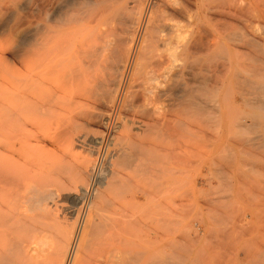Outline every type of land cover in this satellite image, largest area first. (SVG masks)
I'll return each mask as SVG.
<instances>
[{
    "label": "bare ground",
    "instance_id": "obj_1",
    "mask_svg": "<svg viewBox=\"0 0 264 264\" xmlns=\"http://www.w3.org/2000/svg\"><path fill=\"white\" fill-rule=\"evenodd\" d=\"M29 1L31 0H14V6H12L11 9L14 10V13L16 15H14L12 18V23H13L12 28L3 30L0 27L1 33L9 31L11 33H14L13 35L15 36V38L18 39V43L15 47L10 46L4 48L3 50H0L3 56L9 55L8 58L9 60L6 57H4L3 60L5 62L19 60L22 65V69L20 71V74L22 76L20 82L22 81V85L20 86L19 84V87H17V84L15 86L14 83L11 82L12 85H10L8 82L12 99L6 105L0 104V264H168L167 261L169 260L167 258V253L169 249L168 247L169 242L165 228L166 230H168L167 227L170 221H167L168 223L167 227H165L166 226L165 224H166V218L172 216L171 215L172 213L170 214V216L167 215V213L168 212L170 213L171 211L165 210L164 206H163L164 209L163 207L159 206L161 207L160 208L161 210L163 209L162 211H167L166 212L167 217H164L163 213L160 212L161 210L158 209L159 207L157 208L158 210L155 209V211L152 212L151 210L148 211V208L145 209L144 204L148 200L151 201L152 197H154L155 195L158 196V194L161 193L160 191H162V190L155 191L154 189H156V185L153 187V185L157 183L156 180H158L157 174L159 170L162 171V174L159 175V180L160 178H162L160 176H163V178L165 176L163 175V173L165 174L166 172L163 171H167L169 174H171V176H174L173 174L176 175L178 171H176L177 173L176 172L172 173L171 169L173 167L172 168L170 167L171 164L177 165V167L180 165L186 166L185 164L188 165V163H190V159L193 160L192 154L194 155V151L196 152L195 154L198 153L197 155H199V152L201 151L202 148L203 151H201L200 154H202V152L204 153V155L209 153V151L204 149L205 148L204 145L203 146L194 145L195 147L199 146V148L202 146L201 149L197 147V150L196 149L191 150L192 148H188L186 144H188L189 142L188 143L186 142V144H184L185 146H183L182 112H184V110L187 109L188 111L190 110L191 113L195 112L196 115L201 114L202 116L203 114L206 115V113H202L204 110H206V112H210L212 115L211 114L208 115L213 116L214 118L213 120H216L213 125H215L216 127V122H217L216 128L222 127L221 129L222 132H224L225 129L226 130L228 129L227 133L229 131L231 135L229 133L228 134L236 139V141H234L232 139L228 140L225 138L226 141L219 142L221 143L220 148H222L220 150H223L224 155H228V157H231L233 160H235V157L238 154H246L247 157L249 154H251L249 153L250 151L249 149L255 147L254 145L255 143L251 144V142L253 141L251 140L252 138L258 136L256 137V140L258 138L259 142L260 140L264 139L263 138L264 127L262 126L264 122H261V120H263L262 117L264 116V0H260V1L248 0L246 3L247 8L246 6L244 7V9L247 10L244 9L233 10L230 8L231 11L229 13H225L229 16L228 19L229 18L232 19V21L230 20L231 23L234 21V24L232 23V27H231L228 25L229 23H225V25L227 24V26L231 28L227 27V30L230 29V31L226 34H224L225 32L221 31L223 34L221 35L220 38L221 40L225 38L226 40L230 41V44L231 46H233V49L231 51L232 55L228 54L227 48L225 49L224 43L220 41L219 43L221 49L219 47L218 48L221 50V52H223L222 46L224 45L223 50L224 51L226 50L225 54L227 53V55L224 54L226 58L223 59L220 58L222 54H220V57H218L219 49L217 50L218 56L215 55L214 57V53H215L214 51L212 53L213 55L210 53L212 51L210 50L211 47H214L213 50L217 49L216 46L211 45V41L213 39L211 34H209V36L211 35L210 37L211 41L209 43L211 47L207 46L210 49H208V52L206 51L207 48L204 46V43L206 41H209L210 39L206 40L205 37L206 41L202 42L200 37L196 38L195 35L199 36L200 33L206 32V31L203 32V30L202 29L200 30L199 27L197 26L196 28L190 30V34L187 33L188 37L190 36L191 39L189 41L182 42V39L187 37L182 32L183 30L182 16L184 15L183 17L185 18V15H187L186 18L189 17L193 19V21L196 22L194 23V26L198 25L197 22L199 23L204 22V24L205 23L211 24V21L215 19L213 10L217 8L216 6H214L215 3L218 2L217 0H34L36 4L35 6L36 10H30L31 6L29 5ZM34 2L32 3L33 4L32 8L34 7ZM10 5H12L11 2ZM4 6L6 7L5 4ZM237 6L238 5L236 4V7ZM218 9H220V7ZM223 17L225 18V16ZM226 19L224 22L227 21ZM219 20H221V18ZM189 21L190 20H188V22ZM234 25H236V27H234ZM187 27L191 28L189 26ZM216 27L215 24H213L212 28H216ZM218 27L221 28L222 23L221 26L219 25ZM217 28L214 30L218 31L219 29ZM222 28H223L222 30L225 31L226 28L224 26ZM211 31H213V29ZM219 32L220 31H218V33ZM207 33L208 32H206V34ZM202 35L204 36V34ZM218 36L215 37L217 38V40L219 39ZM215 44L218 46V42L214 41V45ZM67 45H70L71 47V50H69L71 51V58L69 59H71L72 62L71 75H72V82L74 86L77 87V90L79 89L78 86L80 85L81 82L84 85L89 84L88 77L90 75L91 70H94V72H92L94 74L97 71L98 72L100 71L101 74L102 73L104 74L103 82L101 84V89H100L101 94L99 95L97 101L101 103L100 108H103L104 109L103 111H105V113H101V112L98 113L96 116L97 119L96 122L101 127L103 126L105 131L102 133V135L100 134L101 136H99V138H95L93 136L87 137L85 135H80L78 137H75L74 143H77L80 146L86 142L96 145L104 144L106 149H105V154L102 153L105 156L103 158L101 156L100 158L102 159L99 161H95L94 164L92 165L88 175L89 177H88L87 185L84 188H80V189L78 188L79 190L76 191L77 192L76 194L74 192V194L71 193V195L69 196L70 204H72L73 206L78 205L80 207L79 210L81 211L82 217L81 219H79L78 227L74 226L71 227V229L69 230L61 229L60 232L53 234L52 228L48 223V221L46 220V219L51 220L49 216L50 214L48 215L47 214L48 211H46L48 210L47 207L39 208L37 206V208L31 207L29 209H24L21 208L19 204L17 205L21 192L23 191V189L26 191L27 188L26 186L32 183L33 179L35 178V175H31L30 173L27 174L28 176L17 175V174H19V171L24 169L25 166L22 164L20 160V155H21L20 152L21 150H23L22 148L24 149L43 148L44 146V144H41L42 143L41 139L38 136L37 124L29 120L31 116L34 115L36 116L40 114L39 112L40 109H36L33 106H31V99H34L32 94L36 95V93L40 90L43 77L45 76L49 77L50 75L54 76V74L52 73L57 69L58 65L62 61L59 59H58L59 61L56 60L57 53L65 49ZM202 46H204V48ZM200 47L204 49L205 52L201 50ZM200 50L203 51L204 53L207 52L208 55L211 54V56H213L214 60L211 57H210L211 60L210 59L208 60V62L211 61V63L213 62V64L207 62L208 65L210 64V67L213 66V68H211L212 70L215 69L216 72L221 73L220 75H224L227 77L229 76L233 80L234 84L241 88L239 89L240 90L239 92L233 93L231 96L228 95L225 96V99L229 97L228 103L226 104L227 107L225 109V112L221 111L220 108H216L213 105L215 98H216L215 101H217L218 98V95L217 96L215 95L216 92L213 93L214 95L210 94L212 97H215L214 99H212V97L209 98L207 97L208 93L210 92L209 91L210 88L211 89L214 88L213 91L218 89L217 87L214 86L217 85L218 83L217 80L219 77L218 76L219 74L216 73L217 82H215L214 77L211 76V78H213L216 85L213 82L209 83L211 81V78H209L210 74L213 75L215 72L211 71V73H209L208 71H205L206 69L209 68L208 66H206V69L204 66L201 72L205 71L207 72L206 74L209 73L208 74L209 76H204L205 72H203L202 74L200 73V75L201 76L203 75L204 78L202 80L199 79L200 80L199 81L197 78L201 76H199L198 75L199 73H197L196 71L197 68L199 69V67H197L195 69L196 71L195 73H193L194 69H191V71L193 74L192 76L193 77L195 76L194 78L197 79L196 81H198V82L196 81L194 82L198 84L197 85L195 83L193 84L192 81L189 84V86H191V89L188 88L189 86L187 87L184 84L185 81L182 79L183 78L182 68L184 67L183 65H185L186 63L185 61H188V58H186L184 54H187L188 57V55L198 54ZM204 53H200V55L203 54V57L208 56V55L204 56ZM239 54H243L241 56L244 57L239 58L238 57ZM69 55L70 54H68V56ZM182 55H184L187 60L183 59L182 61V58L184 57ZM197 56L195 57V60L193 56V60H190V62L191 61L196 62L198 60L196 64L201 63V61H199L200 58ZM201 59L204 61V58L201 57ZM182 62L185 63L182 64ZM196 64L195 66H193L190 65L189 63V65L194 68L199 65ZM201 67H203V65ZM66 69L67 68L65 67V70ZM198 71L200 72V70ZM62 73L64 75V72ZM195 74L198 75L199 77L196 78ZM185 76L187 77L186 79L188 80L189 79L194 80V78L190 76L192 78L191 79L188 76V72L187 74H185ZM206 77H208V80L210 79L209 82L207 79H205ZM12 78H14V76L11 77V79ZM11 79L10 81H14ZM8 80L9 79H7V81ZM182 80L184 81L183 84H182L183 82ZM220 80L221 79H219V82ZM211 84H213V86ZM38 85L40 87H37ZM193 85L198 86V87L195 86L194 87L198 88L199 90H195L194 88H192ZM35 86L36 88H39V90L38 91L36 90L37 91L36 93H32L35 92L34 91L35 89L33 90ZM228 86L230 87V83L228 84ZM228 86L226 89L227 91H229ZM226 90L225 92H227ZM84 91H85L84 95H87L86 88H84ZM222 94L223 93H221L220 95ZM86 97H88V95ZM17 98L22 101L23 105L18 106V102L20 101L16 103L15 99ZM210 98L213 100L212 103L209 102L208 100ZM73 99L75 98L73 97ZM221 99L223 100V98ZM219 100L220 98L218 99V101ZM216 104H218V102ZM224 104L225 103H223V105ZM220 105L222 106V104ZM182 106L185 108L184 110H182L183 109ZM242 108L250 109L251 113H249L250 110L249 112L247 110L248 114H241V113L238 114V112L241 111ZM187 110L183 114H186ZM234 113H236L235 116L233 115ZM201 115L199 116L202 117ZM207 116L205 117L203 116V117L206 118ZM200 117H197V120ZM204 118L203 119L201 118L203 120L202 122H204ZM208 120L205 119L206 124ZM210 120H212V117L210 118ZM126 123H129L130 127L132 125L135 126V128L138 127L141 131L135 133L131 131V129H125L123 133L120 132L118 133L119 127L123 126L124 128V126H126ZM209 124L211 125V122H209ZM213 125L211 126L213 127ZM211 126H209L210 128L209 127L207 128H209V130L214 129V127L212 128ZM216 128L214 129L215 133H216ZM76 130L77 129H75V131ZM214 130L211 131V133L214 132ZM249 130H251V134L253 133L254 135L256 134V132L257 133H259V131L260 133L262 132L263 136L260 135L262 136V138H259V134L255 135L254 137L252 135L251 138L250 137L251 134L248 133L250 132ZM217 131L219 132V129H217ZM246 131L248 134L246 133ZM236 132L242 134V136L245 133V135L243 136L244 138L240 137L238 134H236ZM56 133H58V131ZM185 133L188 132L186 131ZM204 133L209 135L206 132ZM233 133H235L236 135ZM197 135H191V137L195 136L194 139L189 138L187 135L186 136L188 137L189 140H192L193 142V140H195ZM229 135L227 136L229 137ZM201 136H204V134H202ZM201 136L199 138H201ZM219 136L220 134L218 135V137ZM245 136L247 137L249 136L250 140L249 137L247 139L245 138ZM166 137L170 139V142L166 143L167 145H164L162 141L165 140ZM171 138L173 139L171 140ZM116 139L118 140L121 139L122 141H125L126 144L116 146L114 143ZM143 139H145L146 141L150 140V142L144 143ZM196 139L198 140V138ZM205 139L208 141L212 140V139L210 140L209 137L208 139L207 138ZM50 141L52 142V140ZM199 141L201 140H198L197 142ZM192 142L190 141V143ZM200 143H202V141ZM261 144H258V147H260ZM41 145L43 146L41 147ZM189 146H192L194 148L193 145H189ZM182 147L184 148L187 147V149L186 148H185L186 150L183 149L182 152ZM258 147L256 145V150H258ZM188 149H190L191 152L192 151L193 152L191 153L190 150ZM220 150H218V152ZM210 154H212L211 151ZM210 154L208 155L211 156ZM219 154L223 156L222 152H219ZM219 154L215 153L216 155L215 157L220 158ZM55 155L56 154H54V156ZM204 155L203 154L199 155V157L195 155L197 158L195 156L193 158L194 160H197L198 158H200V156H204ZM251 156H249V158ZM254 156H256V154H254ZM223 157L221 159L222 160L221 163L225 161ZM228 157L226 158L230 160V162H232L233 160L231 161V158L229 159ZM53 158L51 156V159ZM203 158L204 157H201L200 160L202 159L204 161L205 158L204 159ZM251 158L249 160H251ZM257 159L258 157L255 158L256 161ZM260 159L261 158H259V160ZM246 162H247V158H246ZM208 164L209 165L207 166L205 164V167L203 168H206L207 170L211 171V174H213L215 165L217 166V164H214V162L211 161ZM252 165H250L251 168ZM129 166L134 167V169L130 168V171L136 170L137 174L139 173L140 175H142L143 181L141 183L139 181V178H141L139 177L140 175L138 174L139 176L138 175L135 176L134 174L136 173L135 172L132 173L133 176L137 178L136 180H138L137 185L135 184L136 192L135 191L134 192L137 194L138 199L143 200L141 201L142 203L140 202L141 204H137V207L134 209H136V211L138 210L137 213H140L139 212L141 210L140 207H142L144 211L142 210L141 212L144 213H140L141 215H139L143 217L141 221L143 223H140V221L137 220L136 218L138 216L137 213L128 214L126 213L128 210L124 209V211L126 212L122 211V214L124 213L123 217H125V219L128 218V220L124 222L125 228L123 229L122 226L123 220L121 219V217H119L120 218L119 219L116 217L118 214L115 213L116 214L115 216L111 214L113 213L112 211L111 212L109 211L110 212L109 213L107 210H105L106 209L105 206L108 201L105 203L106 200L104 197L105 195H103V193L102 194L100 193V189L102 186L106 185L107 187H109L111 185V183L109 185V181L107 180L109 176H111L112 178L115 177L120 178L121 169L127 168ZM248 166L249 165L246 166V170L248 171L249 169L248 172H250L251 168H249ZM234 167L236 168L238 167V165L237 166L235 165ZM244 167L245 166H243L242 168ZM218 168L219 170H217ZM218 168L215 169V171L217 170L216 171L217 173L220 170L221 171L223 170L220 169V167ZM32 169L34 170V168ZM178 169L180 173H178L177 175L179 174L182 175L181 174L182 169L181 168ZM238 169H241V166L240 168L238 167L237 170ZM237 170L235 169V171ZM225 171L226 169H224V172ZM238 172L239 173L243 172V174L246 173L243 170L242 171L238 170L237 174H239ZM217 173L214 174L216 176L214 178L218 179V177H220V180L222 179L221 177L225 175L222 172H220V174L221 173L223 174V175L221 174L222 176L219 173L218 174ZM167 174L166 176L168 178V176L170 175ZM171 176L168 179H172V181H174L173 180L174 177L171 178ZM241 176L243 178L242 174ZM134 177L133 178L131 177L132 180L133 179L135 180ZM152 177L153 180L156 178L155 181L152 180ZM128 178L130 177L127 176V178L125 179L128 180ZM167 178L164 179V181H167ZM56 179H58V177ZM174 179H176V177ZM248 179L249 178L247 177L246 180ZM50 180H52V178ZM127 180H126V184L129 186V184L127 183L129 182V180L128 181ZM232 180H229L227 182L231 183ZM106 181H108V183H106ZM172 181L170 180L171 182L170 188H166L165 184H164L165 187L163 186L164 190L165 191L167 190L168 193L170 192L168 191L169 189L170 190L175 189V187L174 189H172L173 187L171 186H174L177 181L175 182ZM237 181H239V183L238 182L236 183L237 185L242 184V181L241 182L240 180ZM220 182H222V180ZM112 183L113 185L115 184V186L118 185L117 184L118 181L117 183L116 181L115 182L113 181ZM224 183L226 184V181H224ZM120 184L121 183H119V185ZM162 185L160 181L159 189H161ZM177 185L175 186L177 187ZM118 186L115 187L117 190H118L117 188ZM120 186L119 188L122 189L123 187L121 186L122 187L121 188ZM112 188L113 186L109 188L110 189L109 192L113 189L115 190V188L113 189ZM152 188L154 189L150 190ZM246 188H248L247 190H249L252 193L251 190L252 188L251 189L249 187ZM260 188H264V187H260ZM151 191L154 193H151ZM99 193L101 195L96 199ZM152 194L155 195L152 196ZM27 196L30 195L27 194ZM49 196H51L50 197L51 199L53 198V195H49ZM255 196L256 195H254V197ZM47 199L50 200L49 197H47ZM47 199L45 200L44 198L46 202L48 201ZM55 200L56 199H54L53 201ZM150 201L148 202V204L150 203ZM25 202L27 203V201ZM216 202H218L219 204L218 205L217 203H215L218 205V207L222 205L219 201ZM49 203L53 204L55 202L50 201ZM222 203L224 204L222 208H226L228 203L226 205L224 202ZM210 204H212L213 206L214 203L211 202ZM246 204L248 205V203ZM54 205L58 206L57 204ZM230 205L227 206L228 209L231 206H233ZM107 206L109 205L107 204ZM110 206L109 208L111 209L112 207ZM212 206L210 205L211 207L210 209H212ZM102 207L104 208L106 213L108 212L112 216H115L117 219H119L121 222L117 221V219L114 220V222L116 223L120 222L121 225L118 226L119 225L118 224L117 226L114 227L113 226L114 224L113 225L111 224L114 227L112 229V227L111 228L109 227L110 224L108 223L109 222L108 219L106 222V224L108 223L107 224L108 226L101 224V222L98 220V213L100 210L104 212V210L101 209ZM234 207L237 208L236 205L233 206L230 210L232 212L228 211V209L226 211L232 213L233 215ZM236 208L235 210L237 211ZM62 209H64V207H62ZM210 209L209 211H211ZM213 209H215V206L213 207ZM120 210H123V208ZM51 212L52 210L49 213ZM102 212L100 211V213ZM178 212L175 213L178 214ZM214 212L216 211L214 210ZM220 212L218 215L219 216L222 215L221 217H224L225 213L222 212L223 214H220ZM239 212L241 213V211H238V213ZM106 213L105 215L109 216ZM77 214L79 215V212H77ZM176 214L174 215L177 216ZM235 214L236 212H234V216H232L231 214L229 215L230 217L232 216L233 218L226 216L227 214L225 216L227 219L229 220L233 219L234 221ZM218 215L216 214V216L218 217L216 219H218L219 221L216 222L221 224L223 222L220 221H223L224 218L223 219L221 217L219 218ZM241 216L243 217V214ZM173 217L174 216H172L171 218H167V220L168 219L171 220ZM112 218L114 217H110L109 219L111 220ZM245 218L243 217V219ZM257 218L259 219L260 217ZM156 219L157 221L155 222L157 224L155 225V227L148 225L150 222ZM238 219L239 220L237 225H239V227L240 226L243 227L244 224L243 225L239 224V221H241L242 218H238ZM112 221L113 219L111 220L110 223H113ZM128 221L129 223L128 225H126ZM226 221L224 222L225 226L222 224L224 227L221 228L222 229L226 228L227 231L226 229H224V232L226 231L227 234L225 232V235L221 236V238L224 237L228 238L227 236L230 235L228 234L230 230L229 228H231V226L234 225L230 223L233 222L232 220L229 221L231 225L226 224L227 223ZM247 221L248 220H244L242 222L250 226L252 223L249 224L250 222ZM263 222L264 220L262 221V223ZM129 224H131V226ZM253 224L255 223L253 222ZM253 224L250 227L251 229L252 228L254 229ZM263 224L261 226H263ZM226 225L227 226L230 225V227L228 226L229 227L228 228L226 227ZM237 225L235 226L236 230L233 228L231 229L237 231L238 228ZM246 225H244V227H246ZM102 226H105V228L103 227L105 231L107 227L110 228V230L112 231L115 229L118 230L120 227H122L121 230L122 229L125 230V233L123 230L122 233L120 232L121 230L117 231L116 233H112V232L110 233L108 232L109 231L108 228L106 233H104L105 231L102 229ZM126 226L127 227L130 226V228H126ZM132 226H133V230H131ZM249 226H247V228ZM140 228L142 229V231H140ZM250 228H248V230L244 228L243 231L245 229L249 231ZM134 229H136L137 232H135ZM137 229L139 230V232H141L139 233V235L136 234L138 233ZM258 230L259 229H257V232ZM237 232L242 233V230ZM118 233L121 234L118 235ZM259 236L261 237L260 234ZM250 243L252 245L248 244L247 246L254 247L255 251H251L250 257L247 259V262L249 264H264V232L262 234V240L260 241L259 244H257L256 240L254 239H252ZM247 249L248 248H246V250ZM219 263L221 264V262Z\"/></svg>",
    "mask_w": 264,
    "mask_h": 264
},
{
    "label": "rangeland",
    "instance_id": "obj_2",
    "mask_svg": "<svg viewBox=\"0 0 264 264\" xmlns=\"http://www.w3.org/2000/svg\"><path fill=\"white\" fill-rule=\"evenodd\" d=\"M7 1H9V2H7ZM217 1H218V2H216L217 4L215 3V5H214L217 8L213 10L215 19H213V21H211V24L210 23L209 24L208 23L204 24V22H202V23L197 22L198 25L194 26V23H196V22H194L193 19H191L189 17H188L189 19L186 18L187 15H185V18L183 17L184 15L182 16V29H183L182 32H183V34H185V36H187V37L183 36V37L186 38V40H185V38H183L182 42L183 41L184 42L185 41H189L191 39L190 36L188 37L187 33L190 34V30H192L193 28H196V26H197V27H199L200 30L202 29L203 32L204 31L208 32L207 34H206V32L205 33H200L199 36L195 35L196 38L200 37L202 42L210 39L209 41H206L207 44H206V42L204 43V46L207 48V50H206V48H205V50L208 52V49H210L207 46H210V47H211V45L216 46L217 49H215V50H213L214 47H211L210 50H212V51L210 53L212 54L213 51H214L215 52L214 53V57H215V55L218 56V53H219L218 57H220V54H222L220 58L223 59V58H226L224 56L226 50L225 51L223 50L224 49L223 46L225 45V49L227 48V52L230 55H232L231 51L233 49V46H231L230 41L226 40L225 38H223L221 40V38H220L221 35L223 34L222 32H225L224 34L228 33L230 31L229 28L232 27V23L234 24V21L231 23L232 19L231 18L228 19L229 16L227 14H225V13H229L231 11V9H233V10H243L245 6L247 8V4L246 3H247L248 0H246V1L243 0V2H242V0H239L241 2V4H240V2L238 0H235V1L233 0L234 2L232 0H217ZM6 2H7V4H6ZM10 2H11L12 5H10ZM33 2H34V0H33ZM33 2H32V0L29 1V5L31 6L30 10H36L35 9V6H36L35 2H34V7L32 8V6H33L32 3ZM236 2H239V3H236ZM4 4L6 5V7L4 6ZM236 4L238 5L237 7H236ZM12 6H14V0H0V27L3 30H6L8 28H12V25H13L12 18H13L14 15H16L14 13V10L11 9ZM219 7H220V9H218ZM238 7H239V9H238ZM244 10H247V9H244ZM221 13H223V14H221ZM219 15H221L222 17L219 16ZM223 16H225V18ZM220 18H221V20H219ZM222 19H224V20H222ZM225 19L227 20L226 22H224ZM188 20H190V21L188 22ZM215 20L216 21L218 20V21H220L222 23V27L224 26L226 28L225 31L222 30L223 29L222 27L221 28L218 27L219 25L221 26V23L218 22V21L216 22ZM228 20H229V22H228ZM223 22H224V25H223ZM225 23H229L228 25L231 26V27L227 26V24L225 25ZM230 23H231V25H230ZM213 24H215V27L218 24L217 25L218 28L217 27L216 28L219 29L218 31H220V32L222 31V32L218 33L217 30H214L216 28H212ZM8 25H9V27H8ZM187 26H189L191 28H188ZM202 27H204L205 29L202 28ZM227 27H229L228 28L229 30H227ZM234 27H236V25H234ZM212 29H213V31H211ZM13 34L14 33H11L9 31L3 32V33L0 32V50H3L4 48L10 47V46L11 47H15L17 45L18 39L15 38V36ZM202 34H204V36ZM209 34H211L212 37H213L212 41H211V38H210L211 35L209 36ZM217 36L219 37V39H218L219 41L217 40V38H215ZM205 37H206V40H205ZM210 41H211V45H209ZM214 41L218 42V46L216 44L214 45ZM220 41L222 43H224V45L222 44L223 45L222 46V51L223 52H221V50H220L221 49L220 48V43H219ZM204 46H202V47L204 48ZM68 47H69V49H68ZM200 49L204 51V49H202L201 47H200ZM63 50H61V51L64 52V53H62L60 51L59 53H57V57H56L57 61L62 60L60 62V64L58 65V67H57V69H60V70L56 69L57 71L55 70L52 73V74H54V76L50 75L49 77H46V76L43 77L42 78L41 87L39 85L37 86V87H40V90H39V88H36V86H35L33 88V90L35 89L34 90L35 92H32V93H36L39 90L36 93V95L32 94L34 99H31V106H33L36 109H40V111H39L40 114L36 115V116L35 115L31 116L29 120L31 122L37 124L38 136L41 139V142H42L41 144H44V146L41 145V147L43 146V148H28V149L22 148L23 150H21V152H20L21 153L20 160H21L22 164L25 165V166H24V169L19 171V174H17V175H26V176H28L27 174L30 173L31 175H35V178L33 179V182L30 183L31 185L28 184L29 186L28 185L26 186L27 187L26 191L23 189V191L21 192L17 205L19 204L21 206V208H24V209H29L31 207L32 208H37V206L39 208L47 207L48 210H46V211H48V213H47L48 215L50 214L49 216H50L51 220L50 219H46V220L50 224L53 234H56L57 232H60L61 229L69 230V229H71V227H74V226L78 227L79 219H81V217H82L81 211L79 210L80 207L78 205L77 206H73L72 204H70L69 196L71 195V193L74 194V192L76 194L77 193L76 191H78L80 188H84L87 185L88 177H89L88 175H89V172H90V169H91L92 165L94 164L95 161H99L105 156L103 154H105V149H106L104 144H102L104 146L103 147L102 145L90 144L89 142L83 143V145H81V146L79 144H77V143H74L75 142V137H78L80 135H85L87 137L88 136H90V137L93 136L95 138H99V136H101L102 133L105 131L104 127L103 126L101 127L96 122L97 121V119H96L97 114L100 113V112L101 113H105V111H103L104 109L100 108L101 107V103L97 101V99L99 98V95L101 94V90L100 89H101V84L103 82L104 74L103 73L101 74L100 71L99 72L97 71L94 74V73H92V72H94V70H91L90 75L88 77L89 78V81H88L89 84H87L88 86L84 85L81 82L80 85L78 86L79 89L77 90V87H75L73 82H72V75H71L72 62H71V59H69V58H71V51H69V50H71L70 45H67L66 48L63 49ZM201 50L199 51L198 54H196V55H194V54L193 55H188V57H187V54H184L186 56V58H188V61H185L186 63L182 62V64L185 63V65H183L184 67L182 66L183 67L182 68V77H183L182 79L185 81V83L182 80L183 81L182 84L184 83L188 87L189 84L192 81H193L192 82L193 84L194 83L196 84V82H198V81H196L197 79L198 80L199 79L202 80L204 78L203 75L202 76L200 75V73L202 74L205 71H208L209 73H211V71L215 72L213 75L210 74L209 78H211V76H213L215 82L218 81L217 85L214 82L213 78H211V81H210V79L208 80V77H206L205 79H207L208 82L210 81L209 83L213 82L216 85L214 87H217L219 90L217 89V90L213 91L214 88H212V89L210 88L213 92L209 89V91L211 93L207 92L208 95H209V96L207 95V97L208 98L212 97L211 95H214L213 93L216 92L217 94L215 93V95L216 96L218 95V98H217V101H215L216 98L212 97V99L215 98V100L213 102V105L216 108H220L221 111L225 112V109L227 107L226 104L228 103V98H229V97L228 98L226 97L227 99H225V96L226 95L231 96L233 93L239 92L240 91L239 89H241V88L236 86L234 84L233 80L229 76L227 77V76H224V75H220L221 73L216 72L215 69L212 70L211 68H213V66L210 67V64L208 65L207 62H208L209 59L211 60V58L214 60L213 56H211V54H209L210 55L209 56L207 54V52L204 53L205 51L203 52ZM217 50L219 51L218 53H217ZM200 53H204V56L208 55L209 57L208 56L203 57V54L200 55ZM66 54H67V57H66ZM68 54H70V55L68 56ZM184 55H182V56H184ZM197 55H199V56H197ZM225 55H227V53ZM230 55H228V56H230ZM241 55H243V54H239L238 57L239 58L240 57L243 58L244 56H241ZM185 56L182 58V61H183V59H186ZM193 56H194V60H195L196 56L200 58V59L199 58H197V59H199V61H201L203 67H201L202 66L201 63H197L196 64V62L198 60L196 62L195 61L194 62H195L196 65L199 64L200 66L198 65L195 68L190 66V65L195 66L193 61L190 62V60H193ZM200 56L202 58H204V61L201 59ZM0 57L2 58V59L0 58V68H1L0 69V104L1 105H3V104L6 105L12 99L11 98L12 96L10 94V89H9L8 82H9L10 85H12L11 82H13L15 86L17 84V87H19V84H20V86L22 85V81L20 82V80L22 79V76L20 74V71L22 69V65H21V62L19 60L5 62L3 60V58L6 57L8 59L9 55H4L3 56L1 54V51H0ZM205 58H207V59H205ZM205 60H206V62H205ZM188 62L190 63V65H189ZM209 62L211 63V61H209ZM205 64H207V65H205ZM211 64H213V62ZM64 66L67 68L66 70H65ZM204 66H205V69H206V66H208L209 68L208 67L207 68L210 69V70L206 69L205 71L201 72V70H203ZM197 67H199V69ZM196 68L198 70H200V72ZM191 69H194L193 73H195L197 71V73H199L198 75L201 76V77H199L198 75L195 74L196 78L199 77V78L195 79L194 78L195 76L194 77L192 76L193 74H192ZM195 69H196V71H195ZM61 71L64 72V75H63V73ZM187 72H188V76L189 77L191 76L192 78H194V80L191 77L190 78L192 80L186 79L187 77L185 76V74H187ZM206 73L207 72L204 73V76H209L208 75L209 73L208 74H206ZM216 73L219 74L218 75L219 77H218L217 81H216V79H217ZM10 76L11 77L14 76V78L11 79ZM7 79H9V80L7 81ZM10 79L14 80V81H10ZM219 79H221L223 81V83H222L221 80L219 82ZM226 79H228V80H226ZM187 80H188V82H187ZM225 80H226V82H225ZM194 81H196V82H194ZM224 82H225L226 86L224 85ZM220 83H222V84H220ZM227 83L228 84L230 83V87L228 86ZM211 85L213 86V84H211ZM219 85H221V86H219ZM42 86H45V87H42ZM89 86H91V87H89ZM194 86L195 85H193L192 88H194L195 90H199L198 88H195V87H198V86H195V87ZM227 86H228V90L229 91L226 90ZM223 87H226V88H223ZM84 88H86V92H87L88 97H86L87 95H84L85 94ZM188 88L191 89V86H189ZM225 90L228 93L225 92ZM221 93H223V94L220 95ZM204 95H206V94H204ZM73 97L75 99H73ZM199 97H201V96H199ZM219 98H220V100L218 101ZM221 98H223V100ZM212 99L211 98L208 99L209 102L212 103V101H213ZM224 100H226V101H224ZM18 101H20V102H18ZM15 102L16 103L18 102V106L19 105H23L22 101L20 99H18V98L15 99ZM215 102L216 103L218 102V104H216ZM222 102L225 103L224 104L225 106L223 105ZM220 104H222V106ZM182 108H183L182 110L185 109L183 106H182ZM186 110H184V112H182V129H183L182 130V144H183V146H185L184 144H186V142L187 143L188 142L190 143V141L192 142V140H189L188 137L194 139L195 136L191 137V135H197L198 134L196 136V138H198V140H201L202 143H200L201 141L197 142L198 140L195 138L196 141L193 140L192 143H190V144L188 143V144L189 145H193V146L194 145H199V146L200 145H202V146L204 145V147H205L204 149L209 151V153L204 155V153L202 152V154L204 156H200V158L204 157L205 158V159L203 158L204 161L202 159L200 160V158H198L199 160L198 159L194 160L193 157L195 155L197 157H199V155H202V154H200V152L203 151L202 150L203 148H202V146L200 148H199V146H196V147L194 146V148H193L192 146H189L188 144H186L188 148H192L191 150H193V149L197 150V147L199 149L202 148L201 151L199 152V155H197L198 153L195 154L196 152L194 151V155L192 154V159L193 160L190 159V163H188V165L185 164L186 166H182V165L179 164L180 166L177 167V165L171 164L170 167L171 168L173 167L171 169L172 173H175L176 171H178V173H180L178 168H181L182 169V173H181L182 175H180V174L177 175L178 173L176 172L177 173L176 175L173 174L174 176H171V174H169L167 171H163V172H166L165 174L163 173V175L166 176V174L168 173L167 175H170L171 178H173V177L175 178L176 177V179H178L179 182H178V180H176L174 178H173L174 181H172V179H168V178H170V176H168V178H167V176L166 177L164 176V178H163V176H160L162 178H160V180H159V175L162 174V171L159 170L158 174L156 173L158 175V178H157L158 180H156L157 183L154 184V185H153L154 182L152 183L153 187L156 185V189L152 188L150 190L154 189L155 191L156 190H159V191L162 190V191H160L161 193H159L160 195L158 194V196L155 195V194H152V196L155 195L157 197H155V196H154L155 198L152 197L151 201L148 200L147 202H145V204L143 202V204L145 205L144 208L145 209L148 208V211L151 210L153 212V211H155V209L158 210V209H160L161 207L164 206L165 210L171 211L170 213L168 212L167 215L170 216V214L172 213L171 215L174 216L171 220H169V219L167 220V218H171L172 216L167 217V215H166L167 211H162L164 209V207H163L162 210L160 209L161 211L159 210L160 212L163 213L164 217H167L166 218V224H165L166 226L165 227H167V224H168L167 221H170L169 224H168V227H167L168 230H166V228H165V231H166V234H167V238H168V242H169V246H168L169 249H168V253H167V258L169 260V261H167L168 264H220L219 262H221V264H249L247 262V259L250 257L251 251H255V248L251 247V246H250L251 247L250 248L247 245L248 244L252 245L250 243V241L252 239L256 240V243L259 244L260 241L262 240V234L264 232V224H263L264 222L262 223V221L264 220L263 219L264 218V188H260V187H264V149H263L264 145H262V144H264V139L260 140V142H259L258 138L256 140V137H258V136L254 137L255 135L259 134V138H262V136L264 135L263 134L264 133V129H263V133L262 132L260 133V131H259V133L256 132L255 135L253 133L251 134V130H249L250 132H248V133L251 134L250 137L252 135L254 137V138L251 137L252 138L251 140H253L251 142V144L255 143L254 144L255 147L254 148L252 147L251 149H249L250 150L249 153H251V154H249L248 157H247L246 154H238L235 157V160H233L231 157H228V155H224L223 150H220L222 148H220L221 147V143H219V142L226 141V139H228V140L232 139V140L236 141V139L233 138V136L232 137L230 136L231 134L229 133V131H228V133L230 135L227 133L228 129L227 130L225 129V131L222 132V130H221L222 127L216 128L217 127V122H216V127H215V125H213L216 120H213L214 119L213 116H209L208 115V114H211V113L210 112H206V110H204L202 112V113H206V115L203 114V116L205 117V116L208 115L207 117H210V118L212 117L213 121L210 120V118H207V117L204 118L201 114L196 115L195 112L191 113L190 110H189L190 112L187 110V113L183 114V113H185ZM247 110L249 112L250 109L242 108V110L239 111L238 114H240V113L241 114H248ZM221 111H219V112H221ZM194 113H195V115H194ZM236 113H234L233 115L235 116ZM249 113H251V110H250ZM45 114H47V115H45ZM187 114H188V116H187ZM199 115H201L202 117H200ZM192 116H194V117H192ZM237 116H239V115H237ZM197 117H200V118H198V120H197ZM201 118L202 119L204 118V122H202L203 120ZM94 119H95V122H94ZM200 119H201V122H200ZM205 119L206 120H208V119L210 120V121L209 120L207 121V124L209 126L213 125L214 129L216 128V133H215L214 129H212V130L210 129L209 130L210 127L206 124ZM262 119L263 120H261V122H264V116L262 117ZM209 122H211V125L209 124ZM129 125H130L129 123H126V126H124V128H123V126L119 127L118 133L119 132L123 133L125 131V129H131V131H133L135 133L138 132V131L139 132L141 131L138 127L135 128V126L132 125L131 126L132 128H131ZM183 126H184V128H183ZM203 126H205V127H203ZM262 126L264 127V123H263ZM207 127H209V128H207ZM43 128H44V130H43ZM75 129H77L76 131H78V132H76ZM143 129H144V127H143ZM217 129H219V132L217 131ZM213 130H214V132H212L213 133L212 134L211 131H213ZM260 130H262V129H260ZM57 131H58V133H56ZM186 131L189 134H191V135H189L188 133H185ZM63 132H64V134H63ZM204 132L208 133L210 136L205 134ZM231 132H233V131H231ZM246 133H247V131H246ZM200 134L201 135L204 134V136H201ZM217 134L218 135L220 134V136L218 137ZM226 134L229 135L230 138ZM233 134H235V133H233ZM236 134H238L240 137H243L245 135V133H244V135L242 136V134H239L238 132H236ZM260 135H262V136H260ZM200 136H201V138L202 137L203 138L202 139L199 138ZM185 137H187V138H185ZM208 137L210 138V140L211 139L212 140L208 141V140L205 139V138L208 139ZM248 137L245 136V138H247V139H248ZM250 137H249V140H250ZM172 139L173 138H171V140ZM215 139H217V140H215ZM50 140H52V142ZM143 142L144 143L150 142V140L146 141L145 139H143ZM153 142H155V141H153ZM168 142H170V139H168L167 137H166L165 140L162 141V143L164 145H167L166 143H168ZM261 142H262V144H261ZM114 143H115L116 146H120V145H125L126 144L125 141H122L121 139H119V140L116 139ZM208 144H210V145H208ZM258 144H261V146L258 147ZM256 145L258 147V150H256ZM187 147H185V148L187 149ZM185 148L182 147V152H183V149H185ZM103 149H104V152H103ZM208 149H210V150H208ZM216 149L220 150L219 152H222V155L224 157L221 156L219 154L218 150H216ZM49 150H51V151H49ZM188 150H190V149H188ZM191 150H190V152H191ZM210 151H211L212 154H210ZM215 153L219 154L220 158L219 157H215L216 156ZM253 153L256 154V156L258 157L257 161L255 160V158H257V157L254 156ZM54 154H56V155L54 156ZM208 154H210L211 156H209ZM251 155L254 156L255 158L252 157ZM51 156H52V158L53 157L54 158L51 159ZM101 156H102V158H100ZM225 156L228 157L229 159L231 158V161L232 160L233 161L230 162V160H228ZM249 156L252 157V158L250 157L251 160H249L250 159ZM207 157H209V158L211 157L212 159L211 158L209 159ZM222 157H223V159H225V161L223 160L224 162L221 163ZM86 158L89 161H87ZM246 158H247V162H246ZM259 158H261V159L259 160ZM226 159H227V161H226ZM238 159H239V161H238ZM253 160H254V162H253ZM58 161H60V162H58ZM208 161L209 162L211 161V162H214V164H217V166L215 165V169L218 168V167H220V169H223L222 171L220 170L218 172L219 174H220V172L223 173L224 169H226V171H227V172L225 171L226 174L229 172L227 175L225 174V172L223 173L225 175H223L221 173L223 176L220 174L222 176L221 177L222 178L221 179L222 182H220L221 181L220 177H218L220 175L217 176L218 179L214 178V177H216L214 174L217 173L216 171L219 170V168L216 171L214 169L215 172L212 170L213 174H211V171L207 170L206 168H203V167H205V164H206V166L209 165ZM248 161H249V163H248ZM236 162H237V164H236ZM244 162L247 165H249L248 166L249 168H251L250 165H252V163H253L252 168L250 169L251 170L250 172H248L249 171L248 167H247L248 171L246 170V166L247 165ZM231 165H233V166H231ZM235 165L236 166L238 165L239 168L241 166V169H238V170H240V171L243 170L244 172H246L244 174H243V172L242 173L240 172L243 175V178H242V176H241V174L239 172H238L239 174H237V171H238L237 168L238 167L235 168L234 167ZM243 166H245V167L242 168ZM253 166H255V167H253ZM25 167H27V168H25ZM32 168H34V170ZM76 168H78V169H76ZM127 168L121 169V174H120L121 177L120 178H116V177L112 178L111 176H109V178H107V180L109 181V185H110V183H111V185L109 187H107L106 185L102 186L101 189H100V193L101 194L103 193V195H105L104 196L105 199H106V200L104 199L105 203L108 201L107 204L109 206L111 204L110 207H112L111 209H113V210H111L109 208V206H107V204H106V206L108 208L105 206V208H106L105 210H107L108 212L112 211L113 213H111V214H113L115 216H116V214H118L116 216L117 218L121 217V219L123 220L122 221L123 222V224H122L123 229L125 228L124 222L127 221L128 218L125 219V217H123L124 213L122 214V211L126 212V211H124V209H125V210H128L126 212L128 214L137 213L138 210L136 211V209H134V208L137 207V204H141L142 203L141 201H143L141 199H138V196L135 193L136 192L135 189H136V185L138 183V180H136L137 178L134 177L133 174H132V173L135 172L136 174H134V175L136 176L139 173L137 174L136 170L130 171V168L134 169V167L129 166ZM173 169H174V171H173ZM235 169L237 171H235ZM252 169H253V171H252ZM82 170H83V172H82ZM43 172L46 173V174H44ZM235 172H236V174H235ZM47 173H49V174H47ZM170 173H171V171H170ZM48 175H49V177H48ZM157 175H155V176H157ZM244 175H246V176H244ZM54 176H56V177H54ZM127 176L130 177V178L134 177L136 181L134 179L132 180V178L131 179L128 178V180L130 179L129 182H127L129 184V186H128L126 184V180L127 179H125V178H127ZM224 176H225V178H224ZM57 177H58V179H56ZM85 177H86V179H85ZM139 177H141V178H139ZM139 177H138L139 181L142 183V181H143L142 175H140ZM232 177H233V180H232ZM247 177L249 178L248 180H246ZM51 178H52V180H50ZM166 178H167V181H164V179H166ZM228 178H229V180H232L231 183L227 182V181H229ZM155 179L153 180V177H152L153 181H155ZM161 179L165 183H163ZM80 180H81V182H80ZM170 180L172 182L177 181L178 183L176 182L175 185L178 184L179 186L178 185H177V187L175 185L171 186V187H173L172 189H174V187H175V189L174 190H170L169 189L168 191H170V192L168 193L167 190L166 191L164 190L163 186L165 184L166 188H170V184H171ZM237 180H240V182L242 181L243 185L241 183H240L241 185H239V184L237 185L236 183L237 182L239 183V181H237ZM108 181H106V183H108ZM113 181L114 182L116 181V183L118 181V183H117L118 185H119V183H121L120 185L123 188L119 185L122 188V189H120L119 186L116 185V186H118L117 187L118 190H117L115 188L116 187L115 184L113 185V183H112ZM160 181H161V185L163 184L161 186V189H159L160 188ZM224 181H226V184L224 183ZM233 182H234V184H233ZM82 183H84V184H82ZM253 183L256 184L257 186L254 185ZM63 184H64V186L65 185L66 186L64 187ZM172 184H174V183H172ZM245 184H247V185H245ZM252 184H253L254 187L252 186ZM32 185H34V186H32ZM134 185H135V187H134ZM112 186H113V188H115V190L112 188L113 190H111L109 192V190H110L109 188H111ZM246 187H249L250 189L252 188L251 189L252 193L249 190H247L248 188H246ZM244 188H246V189H244ZM254 188H255V190H254ZM66 189H68V190H66ZM34 190L35 191L37 190L39 192H37V191L35 192ZM246 190H247V192H246ZM66 191H68V192H66ZM57 193H59V194H57ZM100 193L97 195L96 199L98 197H100V195H101ZM151 193H154V192L151 191ZM162 193L164 195L165 194L166 195L164 196ZM27 194L30 195V196H27ZM49 195H53L52 199L53 200L56 199V200L53 201L50 198L51 196H49ZM254 195H256V196L254 197ZM35 196H38L39 198L35 197ZM159 196H160V198H159ZM237 196H238V198H237ZM29 197H31V198H29ZM47 197H49L50 200H48ZM44 198H45V200L47 199L48 201L46 202L44 200ZM25 201H27V203ZM50 201L55 202V203L51 204V203H49ZM149 201H150V203L148 204ZM216 201H219L222 205L220 204L221 206L218 207L219 204ZM221 201L224 202L225 205L228 203L227 206H229L230 204L233 205V206H235V205L237 206V208L234 207L233 215H232V213H229V212L226 211L228 209L227 206H226V208H222L224 204ZM209 202L210 203L213 202L214 203L213 206ZM62 203H64L66 206L64 204H62ZM215 203H217L218 205L215 204ZM246 203H248V205ZM28 204H29V207H28ZM54 204H57L58 206H56ZM60 204H61V206H60ZM178 205H180V206H178ZM210 205L212 206V209H210L211 208ZM159 206H161V207H159ZM208 206H209V208H208ZM214 206H215V209H213ZM233 206H231L228 209V211H230ZM62 207H64V209H62ZM118 207H119V209H118ZM122 208H123V210H120ZM235 208L237 209V211L235 210ZM101 209L104 210L103 207ZM140 209L141 210L139 212L140 213H144V212H141L143 210V208L140 207ZM209 209L211 211H209ZM51 210H52V212L49 213ZM105 210H104V212H102V210H100L102 213H100V211L98 213V220L101 222V224H104L105 226H108L107 224L109 223L110 224L109 227L110 228L112 227V229L115 226H117L118 224H119L118 226H120L121 225V223H120L121 221L119 220L120 218L117 219L115 216H112L111 214H109L110 212L106 213ZM181 210H182V212H181ZM212 210H213V212H214V210L216 211V212H214L215 214L212 212ZM220 210H221V212H220ZM133 211H135V212H133ZM218 211L220 212V214L225 213L224 217H221L222 215L219 216L218 215L219 214ZM238 211H241V213L239 212L240 213L239 214ZM77 212H79V215L77 214ZM175 212H178V214H176ZM230 212H232V211H230ZM234 212H236L234 221L235 222L237 221V222L235 224L233 219H231L233 222H230V223L232 225L234 224L233 225L234 227L231 226V228L235 229V226L238 224V220H239L238 218H242L243 219V217L244 218L246 217L243 220L241 219V221H239V224L240 225H243V224L246 225V223H243L242 221L248 220L247 222H250L249 224H251V223L253 224V222L255 223V224H253L254 225V229L250 228L252 224L250 226L247 224L246 227H244V225H243V227L240 226L241 228L239 227V225H237V227L239 228L238 229L236 227L237 231H241L242 230V233L234 231L233 229L229 228L230 225H231L229 223V221H231V220L227 219L226 216L230 217L229 216L230 214L232 216H234ZM105 213L108 214L109 216L111 215L110 217H114L115 218V219L112 218L113 219V221H112L113 223H110L112 219L110 220L109 219L110 217L106 216ZM140 213H137L138 216L136 218H137V220L140 221V223H143V222H141L143 217L139 216V215H141ZM174 214H176L177 216H175ZM216 214L219 216V218L220 217L222 219L226 218L225 220L223 219V221H220V222H223V223H221V224L217 223L219 220L216 219V218H218L216 216ZM242 214H243V217L241 216ZM238 215H239V217H238ZM105 216H106V218H105ZM261 216H262V218H261ZM100 217H101V220H100ZM257 217H260V218L258 219ZM55 219H56V221H55ZM107 219H108L109 222L106 224ZM116 219H117V221H120V222H118V223L114 222V220H116ZM226 220H229V221H226ZM102 221H103V223H102ZM155 221H157V219L153 220L148 225H150L152 227H155V225L157 224ZM225 221L227 222L226 224H230V225H228L229 227L226 225V227H228L230 229L229 233H228L230 235L227 236L228 238H226V237L221 238V236H224L225 232L227 231L226 228H224V229H226L225 232H224V229H222L225 226V224H224ZM128 223H129V221L126 223V225H128ZM144 223H146V222H144ZM111 224L112 225L114 224L113 225L114 227ZM262 224H263V226H261ZM129 225L131 226V224H129ZM255 225H256V227H255ZM105 226H102V229H103V227L105 228ZM130 226H128V227L126 226V228H130ZM247 226H249L248 228H250L253 231H251L250 229H249V231H247L248 230ZM107 228H106V231L109 229L108 232L116 233L117 231H120L122 227H120L118 230L115 229L116 231L113 230L115 232L110 230V228H108V229ZM244 228H246L247 230L245 229L243 231ZM257 229H259L258 232H257ZM122 230L120 231L121 233H122ZM131 230H133V226H132ZM134 230H135V232H137L136 229H134ZM106 231L104 233H106ZM123 231L125 233V230H123ZM140 231H142L141 228H140ZM121 233H118V235L121 234ZM139 233H141V232H139V230H138V233H136V234L139 235ZM197 233H198V235H197ZM226 234H227V232H226ZM242 234H244V235H242ZM259 234L261 235V237L259 236ZM217 235H219L220 237L217 236ZM229 236H231V237H229ZM257 239H259L260 241L257 240ZM226 243H228V244H226ZM216 246H217V248H216ZM246 248H248V249L246 250Z\"/></svg>",
    "mask_w": 264,
    "mask_h": 264
}]
</instances>
